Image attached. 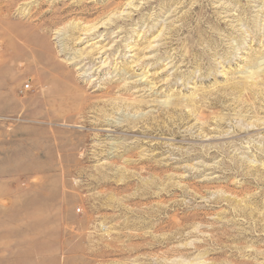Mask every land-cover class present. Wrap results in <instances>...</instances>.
I'll return each instance as SVG.
<instances>
[{
    "label": "rangeland",
    "instance_id": "obj_1",
    "mask_svg": "<svg viewBox=\"0 0 264 264\" xmlns=\"http://www.w3.org/2000/svg\"><path fill=\"white\" fill-rule=\"evenodd\" d=\"M0 264H264V0H0Z\"/></svg>",
    "mask_w": 264,
    "mask_h": 264
},
{
    "label": "built area",
    "instance_id": "obj_2",
    "mask_svg": "<svg viewBox=\"0 0 264 264\" xmlns=\"http://www.w3.org/2000/svg\"><path fill=\"white\" fill-rule=\"evenodd\" d=\"M30 85L27 83L26 85H25V89H29L30 87H29Z\"/></svg>",
    "mask_w": 264,
    "mask_h": 264
}]
</instances>
